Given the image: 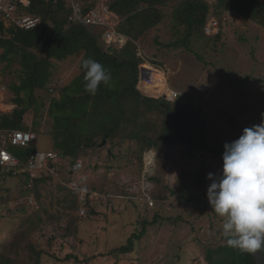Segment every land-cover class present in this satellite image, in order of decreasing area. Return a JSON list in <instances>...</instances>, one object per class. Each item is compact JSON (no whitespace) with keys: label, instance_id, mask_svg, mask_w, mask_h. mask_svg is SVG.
<instances>
[{"label":"rangeland","instance_id":"rangeland-1","mask_svg":"<svg viewBox=\"0 0 264 264\" xmlns=\"http://www.w3.org/2000/svg\"><path fill=\"white\" fill-rule=\"evenodd\" d=\"M65 1L68 6L78 0ZM81 1L88 6L107 0ZM203 1L210 6L206 23L215 18L219 29L206 34L202 28L204 36L199 35L192 42L194 52L201 59L184 49L160 47L177 38L172 2L161 5L159 8L165 14L163 20L137 40V54L143 53L144 59L138 64L142 75L140 78L139 71L136 87L143 95L155 98L164 93L169 95L170 90L177 93L176 98L166 97L182 107L189 104V109L206 121L209 145L214 147L235 141L252 122L264 121V10L257 9L256 18L234 12L217 16L215 0ZM0 22L5 23V28L10 26L1 18ZM0 37L9 35L0 31ZM123 44L124 40L119 39L118 46ZM3 50L0 48V101L6 108L0 109V113H10L17 106H31L22 116L24 125L37 124L33 148L50 152L61 150L58 144L70 147L71 140L55 130L60 126L64 128L66 123L78 124V117L64 119L63 116L74 111L63 109L57 112L61 118L56 121L49 113V102L60 97V91L51 90L54 85L60 89L80 73L81 54L63 61L51 58L55 64L50 68L54 85L36 90V96L30 99L24 91L17 92L23 77L20 57L9 54L3 59ZM37 54L45 56L39 51ZM150 82L157 84L150 89ZM81 106L90 109L88 103ZM100 121L95 118L91 125L83 121L79 124L90 125L83 128L95 134L99 132ZM130 127L124 132L134 131V127ZM121 144L106 142L99 150H120L121 163H106L104 154L98 160L79 151L78 157L85 166L79 174V186L91 195V202L81 215L84 217L79 214L81 191L70 187L61 171L55 182L54 175L51 180H42L40 177L46 169H38L40 179L37 183L29 182L31 187H28L22 173L13 178L16 176L5 175L10 170L3 169L0 174V250L6 247L11 253L9 248L20 247L27 251L34 247L43 251L39 264H207L205 249L216 246L223 236L224 218L219 217L208 202L206 186L211 181L206 177L210 172L220 174L224 148L218 149V156L210 151L191 154L186 145L173 143L149 150L144 148L137 154L134 141L127 139ZM8 149L14 150V146L9 145ZM64 174L73 176L67 166H64ZM152 176H156L159 183L152 182ZM200 179L205 183L198 188ZM183 185L189 188L190 197L203 196L202 199L190 203L178 200L179 195L171 193L170 189L176 191ZM31 192L34 204L27 202ZM150 200L153 205L148 204ZM154 218L157 220L153 221ZM128 244L132 247L123 254L112 250Z\"/></svg>","mask_w":264,"mask_h":264},{"label":"trees","instance_id":"trees-1","mask_svg":"<svg viewBox=\"0 0 264 264\" xmlns=\"http://www.w3.org/2000/svg\"><path fill=\"white\" fill-rule=\"evenodd\" d=\"M174 1L107 0L112 15L118 19L115 30L125 37L124 44L120 47L117 42H105L102 29L97 26L86 25L78 21L69 23L67 19L69 6L63 0H30L28 12L41 17L39 24L34 28L22 29L13 25L5 28L3 22H0V31L9 35L7 38L0 37V48H4L2 58L6 59L9 54L20 57L23 77L21 84L17 86V92L24 91L30 99L36 96V90L45 89L48 83L53 81L50 68L55 64L51 62V58L63 61L73 55L81 54L82 56L79 61L80 73L77 76L60 89L52 84L54 86L51 90L53 92L60 91V97L58 100L51 99L49 113L57 121L61 118L57 112L63 109H72L74 113L63 116L64 119L73 120L78 117L79 123L83 121L91 125L95 122V118H100L101 126L99 132L95 134L83 128L90 125L79 123H66L64 128L60 126L58 130L56 129V132H61L63 138L71 140V145L68 148L58 144L61 150L55 152L60 162L70 164L79 158L78 153L82 151V154L90 155L98 160L100 155L104 154L106 163H121L123 160L120 150L117 152L99 150L100 146L106 142L112 141L113 145L121 143L123 145L127 139L134 141V152L137 154L141 153L144 148L149 150L151 147L160 148L164 144L175 143L186 145L191 154L210 151L219 155L217 151L219 148L222 150L223 146L210 147L206 121L199 118L196 112H192L188 107L189 104L182 107L181 104L170 101L166 96L161 95L156 98L146 96L136 87L139 75L138 64L144 59L143 53L137 54V40L149 28L163 20L165 14L159 8L161 5L165 6L172 2L171 14L175 17L173 25L177 28L175 31L177 38L165 45L160 44V47L168 50L184 49L196 54L199 60L201 59V56L194 52L191 44L197 40L199 35L204 36L202 28L206 23L210 9L209 3L203 0ZM213 5L214 13L217 16H220L222 12H234L247 18H256L257 9L264 10L263 0H215ZM38 51L44 53L45 56L39 57ZM89 57L102 64L111 74V80L107 84L110 89L101 83L95 95H91L85 90V71L81 66V61ZM91 102L94 103L91 105ZM86 103L89 104V110L81 106ZM29 107L31 106L26 105L22 108L17 106L10 113H0V131L23 129L35 132L37 124L33 122L32 126H27L23 123L22 115L26 114ZM100 111L104 112L100 114ZM36 114L37 111L34 116ZM130 126L134 127V131L125 133L124 129ZM116 138L119 140L115 141ZM103 140L104 142L98 145V142ZM34 143L25 147L14 146L11 153L19 159L25 160L36 150L33 148ZM84 167L82 162V172ZM4 171L0 166V174ZM5 175L17 178L20 174L12 175L10 171ZM49 175L51 178L54 175L55 177L52 179L56 182V173L46 172L40 178L45 181V176ZM21 176L25 177L27 183L29 179L27 172H23ZM37 180L39 178L35 179V183ZM151 181L159 183L156 176H152ZM204 183L205 181L200 179L197 182V187L201 188ZM170 192L178 194V200L189 203L203 197H190L192 194L189 193V188L185 185L176 191L170 189ZM186 195L188 197H185ZM90 196L87 193L85 207L91 202ZM155 220L157 219L154 218L153 221ZM218 240L216 246L205 249L204 260L207 264H256L252 253L228 247L224 236H220ZM131 247L132 245L128 244L112 250L123 254ZM5 248L0 250V264H39L40 255L43 252L34 247H29L30 250L27 251L20 247H13L9 248L11 253H8Z\"/></svg>","mask_w":264,"mask_h":264},{"label":"clouds","instance_id":"clouds-1","mask_svg":"<svg viewBox=\"0 0 264 264\" xmlns=\"http://www.w3.org/2000/svg\"><path fill=\"white\" fill-rule=\"evenodd\" d=\"M81 66L85 90L91 95L111 80V74L91 57L83 59ZM223 148L220 174H207L211 183L206 196L214 212L224 218L227 246L255 253L264 248V121L243 129L238 139Z\"/></svg>","mask_w":264,"mask_h":264},{"label":"built area","instance_id":"built-area-1","mask_svg":"<svg viewBox=\"0 0 264 264\" xmlns=\"http://www.w3.org/2000/svg\"><path fill=\"white\" fill-rule=\"evenodd\" d=\"M65 3L66 1L63 0ZM264 1V0H263ZM67 5V3H66ZM30 6V0H0V18L22 29H31L37 26L40 22V17L24 11ZM69 13L67 19L69 22H82L86 25L97 26L102 29L105 40L114 41L119 43V39L125 41L124 36L115 33L114 27L118 23V19L112 15L107 3L104 1L96 2L95 4L86 7L80 0L75 3L69 4ZM4 23V22H3ZM5 24V23H4ZM219 29V21L215 18L210 19L203 27L206 34ZM116 39V40H114ZM171 99L177 96L173 90L167 95ZM36 134L30 130L14 129L11 131H0V166L2 169L12 171V175L27 172L29 179L27 181L28 187H31L29 182H35L39 176L38 169H46L45 171L54 174L58 171L65 176L66 183L72 187L80 190L79 201V214L84 215L86 211L85 200L87 193L80 188V172L82 170V161L77 158L74 162L66 164L58 160L56 152L35 150L32 154L28 155L25 160H21L11 153L8 146L25 147L34 143ZM64 166L69 168V173L73 176H66L64 174ZM27 202L34 204V196L31 192L27 197ZM153 205L152 201L148 202Z\"/></svg>","mask_w":264,"mask_h":264},{"label":"water","instance_id":"water-1","mask_svg":"<svg viewBox=\"0 0 264 264\" xmlns=\"http://www.w3.org/2000/svg\"><path fill=\"white\" fill-rule=\"evenodd\" d=\"M141 74H142V72H141V69H140V78H141ZM162 96H166V94L164 93ZM157 97V96H156ZM258 124H260V123H258V122H252L251 124H250V127H252V126H254V125H258ZM249 127V128H250ZM102 142H104V140L102 141ZM151 152V151H150ZM154 156H155V154H154V152H153V158H154ZM154 163V162H153ZM152 168H153V165H152ZM206 187H208V186H206ZM205 187V188H206ZM252 255H253V258H254V260H255V262H256V264H264V248H262L261 250H258V251H256L255 253H252Z\"/></svg>","mask_w":264,"mask_h":264},{"label":"crops","instance_id":"crops-1","mask_svg":"<svg viewBox=\"0 0 264 264\" xmlns=\"http://www.w3.org/2000/svg\"><path fill=\"white\" fill-rule=\"evenodd\" d=\"M82 2V1H81ZM107 2V1H106ZM95 3V2H94ZM94 3H91L90 5H88V6H86V7H89V6H91V5H93ZM117 25V24H116ZM116 27V26H115ZM115 27H114V29H115ZM116 31V30H115ZM116 34H117V32H115ZM139 71H140V69H139ZM158 79H161V78H158ZM162 82V81H161ZM52 83L51 82H49L48 83V85L50 86ZM139 90V89H138ZM140 91V90H139ZM167 95V94H166ZM33 125V123H31L30 125L29 124H27V126H32ZM33 131V130H32ZM34 132V131H33ZM35 133V132H34ZM36 134V133H35ZM37 135V134H36ZM37 137V136H36ZM34 145H35V143H34ZM36 150H38L37 148H35ZM43 151V150H42ZM53 152H55V151H53ZM57 152V151H56ZM80 159V158H79ZM81 160V159H80ZM82 161V160H81ZM153 162H154V160H153ZM153 162L151 163V165H153ZM45 181L46 180H51V177H50V175L49 176H45ZM40 179V178H39ZM38 181V180H37ZM37 183V182H36Z\"/></svg>","mask_w":264,"mask_h":264},{"label":"bare ground","instance_id":"bare-ground-1","mask_svg":"<svg viewBox=\"0 0 264 264\" xmlns=\"http://www.w3.org/2000/svg\"><path fill=\"white\" fill-rule=\"evenodd\" d=\"M146 67V66H145ZM154 83H156V82H150L149 83V86H150V89L151 88H154V86H155V84ZM157 84V83H156ZM6 108V105H3L2 103H1V101H0V109L1 110H4ZM10 109V108H9ZM7 110V109H6Z\"/></svg>","mask_w":264,"mask_h":264},{"label":"flooded vegetation","instance_id":"flooded-vegetation-1","mask_svg":"<svg viewBox=\"0 0 264 264\" xmlns=\"http://www.w3.org/2000/svg\"><path fill=\"white\" fill-rule=\"evenodd\" d=\"M216 155V154H215ZM217 156V155H216Z\"/></svg>","mask_w":264,"mask_h":264}]
</instances>
